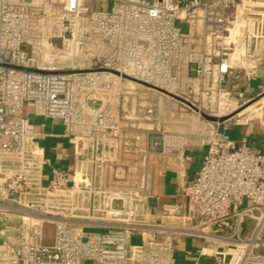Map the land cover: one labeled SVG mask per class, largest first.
Segmentation results:
<instances>
[{
	"label": "built area",
	"instance_id": "obj_1",
	"mask_svg": "<svg viewBox=\"0 0 264 264\" xmlns=\"http://www.w3.org/2000/svg\"><path fill=\"white\" fill-rule=\"evenodd\" d=\"M263 61L264 0H0V264H175L181 236L213 245L214 261L194 264H263L264 153L245 139L212 127L182 201L162 204L157 222L137 180L105 176L127 123L156 112L126 106L140 98L133 84L208 103ZM157 132L153 150L134 132L145 157L183 147L184 134ZM50 135L71 146V170L46 157Z\"/></svg>",
	"mask_w": 264,
	"mask_h": 264
},
{
	"label": "crops",
	"instance_id": "obj_2",
	"mask_svg": "<svg viewBox=\"0 0 264 264\" xmlns=\"http://www.w3.org/2000/svg\"><path fill=\"white\" fill-rule=\"evenodd\" d=\"M237 84L230 85L229 89H225L229 93L230 90L235 89L239 92H244L245 96L249 98L259 91L264 89V61L257 65L254 73H250L249 68L236 70ZM126 106L131 104L147 103V100H140L136 96H129L126 98ZM160 99V98H159ZM151 104V103H150ZM39 117V116H38ZM143 111L139 112L136 120L128 122L132 129L124 133V138L120 139L117 144L118 158L113 166H108L105 171L107 178H113L115 175L123 174L126 180H130L132 185L137 184L140 193L145 197L144 202L147 204L145 216L151 222H157L161 218V206L166 202H180L183 199L182 192L184 186L190 182L200 167L202 156L206 149V135L205 128H208V123H198L196 127L189 125L187 129H172L173 132L184 134V145L174 154L163 155L158 152L151 151L146 157L136 148L143 145V141L136 142L134 140V132L141 130L146 134L148 131V145L151 150L155 149V143L158 141V130L167 129V123L164 125V120H149ZM45 124V130L48 134H58L61 131H55V128L61 127L57 120H47L40 117ZM153 120V119H152ZM200 125V126H198ZM223 125V126H222ZM212 127V126H211ZM220 130L224 131L231 139L241 140L245 139L254 149L264 153V125L260 120L249 119L241 122H235L231 126H218ZM217 127V128H218ZM144 139V135H143ZM67 141L59 135L46 136L42 140L45 149V155L50 160V155L47 154L46 144H50L52 152H54L55 164L63 162H72V148L67 143L68 150H64L63 146ZM143 147V146H142ZM51 161V160H50ZM62 166V165H61ZM64 167V166H62ZM69 170V167H67ZM114 169V170H112ZM126 182L125 180H122ZM140 183V184H139ZM252 221L247 220L243 224V233L247 234L251 230ZM264 235V230H263ZM134 242L139 240V236L133 237ZM174 263L175 264H194L195 262L211 263L215 256L212 253L213 245L203 243L202 239L190 236H181L174 242ZM258 252H264V244L256 249ZM264 264V263H263Z\"/></svg>",
	"mask_w": 264,
	"mask_h": 264
},
{
	"label": "rangeland",
	"instance_id": "obj_3",
	"mask_svg": "<svg viewBox=\"0 0 264 264\" xmlns=\"http://www.w3.org/2000/svg\"><path fill=\"white\" fill-rule=\"evenodd\" d=\"M237 28L235 25L231 27L232 31ZM237 84V81H227L224 85L225 89H229L230 85ZM134 87L139 90L140 100H147L155 107V113L153 116L149 117L147 122H153L154 120L160 121L164 120V125L167 123V129L172 131V129H187L190 124L196 127L198 123H208V128H205L204 133H209L212 127H218L221 124L224 126H231L235 122H241L249 119L259 120L264 119V90H260L258 94L252 97L238 95V89L235 87L230 90L229 93L224 94L220 98H210L208 103L200 102L196 96H190L182 92H176L173 96L164 94L143 85L133 84ZM160 98V99H159ZM197 107L201 105V112L209 115H215L222 117L221 121H212L204 118V116L193 107L192 104ZM30 120L35 123H40L43 119L37 116L29 115ZM153 119V120H152ZM48 120V119H47ZM200 126V125H198ZM212 126V127H211ZM223 126V125H222ZM201 127V126H200ZM219 129V127H218ZM62 128L58 126L55 131H61ZM50 144H46L47 154L50 155V160L52 164L54 162V152H52ZM64 150H68L67 143L65 142L63 146ZM65 168H72V162L60 163ZM57 165V164H56ZM57 165V166H61ZM50 168L46 167V173H48ZM53 227L49 224H45L43 228V242L50 243L52 240Z\"/></svg>",
	"mask_w": 264,
	"mask_h": 264
},
{
	"label": "water",
	"instance_id": "obj_4",
	"mask_svg": "<svg viewBox=\"0 0 264 264\" xmlns=\"http://www.w3.org/2000/svg\"><path fill=\"white\" fill-rule=\"evenodd\" d=\"M167 94L173 96V94H171V93H167ZM200 114H202L204 116V118H206L208 120H212V121H221V120H223L222 117L215 116V115H209V114H206L204 112H200Z\"/></svg>",
	"mask_w": 264,
	"mask_h": 264
}]
</instances>
